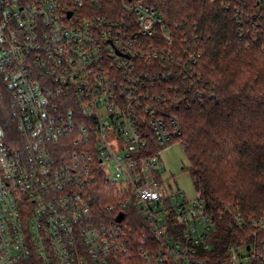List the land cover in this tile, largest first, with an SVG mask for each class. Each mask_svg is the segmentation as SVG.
Masks as SVG:
<instances>
[{
  "label": "built area",
  "instance_id": "built-area-1",
  "mask_svg": "<svg viewBox=\"0 0 264 264\" xmlns=\"http://www.w3.org/2000/svg\"><path fill=\"white\" fill-rule=\"evenodd\" d=\"M195 32L150 0H0V264H203L211 216L160 165L203 99Z\"/></svg>",
  "mask_w": 264,
  "mask_h": 264
},
{
  "label": "trees",
  "instance_id": "trees-1",
  "mask_svg": "<svg viewBox=\"0 0 264 264\" xmlns=\"http://www.w3.org/2000/svg\"><path fill=\"white\" fill-rule=\"evenodd\" d=\"M256 3L150 0L171 26L186 19L196 27L204 95L180 103L177 114L183 169L213 222L211 248L198 257L203 264H225L231 246L249 248L250 264L264 257V25L246 21L260 9Z\"/></svg>",
  "mask_w": 264,
  "mask_h": 264
},
{
  "label": "rangeland",
  "instance_id": "rangeland-1",
  "mask_svg": "<svg viewBox=\"0 0 264 264\" xmlns=\"http://www.w3.org/2000/svg\"><path fill=\"white\" fill-rule=\"evenodd\" d=\"M162 185L164 192L180 191L188 200H195L198 193L194 189L190 175L183 169L188 166L180 143L164 146L160 154ZM110 174V173H109ZM113 177V174H110Z\"/></svg>",
  "mask_w": 264,
  "mask_h": 264
},
{
  "label": "water",
  "instance_id": "water-1",
  "mask_svg": "<svg viewBox=\"0 0 264 264\" xmlns=\"http://www.w3.org/2000/svg\"><path fill=\"white\" fill-rule=\"evenodd\" d=\"M119 220H121V216H119ZM249 248H247V250H248Z\"/></svg>",
  "mask_w": 264,
  "mask_h": 264
}]
</instances>
